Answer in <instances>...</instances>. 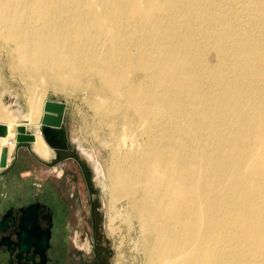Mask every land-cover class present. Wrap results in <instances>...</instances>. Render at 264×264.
I'll use <instances>...</instances> for the list:
<instances>
[{
  "label": "bare ground",
  "instance_id": "1",
  "mask_svg": "<svg viewBox=\"0 0 264 264\" xmlns=\"http://www.w3.org/2000/svg\"><path fill=\"white\" fill-rule=\"evenodd\" d=\"M0 48L29 82L27 111L0 99V171L18 127L52 156L41 83L86 91L112 234L136 220L145 264H264V0H0Z\"/></svg>",
  "mask_w": 264,
  "mask_h": 264
},
{
  "label": "flooded vegetation",
  "instance_id": "2",
  "mask_svg": "<svg viewBox=\"0 0 264 264\" xmlns=\"http://www.w3.org/2000/svg\"><path fill=\"white\" fill-rule=\"evenodd\" d=\"M76 148L67 140L50 148L48 160L38 156L48 172L43 182L31 178L27 198L21 197L17 162L11 164L15 150L8 168L0 172V221L3 217L16 220L20 209L37 205L28 220L34 247L20 259L25 264H110L101 191L93 168L78 158ZM8 226L9 242H13L17 226ZM13 251L10 247L9 254L0 256V264H18Z\"/></svg>",
  "mask_w": 264,
  "mask_h": 264
},
{
  "label": "rangeland",
  "instance_id": "3",
  "mask_svg": "<svg viewBox=\"0 0 264 264\" xmlns=\"http://www.w3.org/2000/svg\"><path fill=\"white\" fill-rule=\"evenodd\" d=\"M10 63L11 57L4 49L0 48V99L3 103H6L8 101L7 93L11 92L18 96L17 102L24 111H27L29 82H25L16 74L11 69ZM55 89L49 83H41V86L38 87V90L42 91L41 98L65 104L63 126L65 127L66 138L71 145L75 148L77 147L78 158L84 161L91 170L93 168L95 184L99 186L101 191L100 198L104 212L103 232L105 237H107L104 240L110 246V264H145L142 240L145 239L144 241L148 242V236L141 231L136 220L132 219L133 222L132 220L130 221V228L124 223L116 221L115 226L118 229L113 234L108 228L111 212L108 208L107 163L110 151L107 145L110 143V138L108 129L105 126L97 125L98 118L94 117L92 109L86 104L90 93L86 91H79V94L78 92L67 93L66 91L62 92V90ZM68 94L72 95L69 96ZM94 137L98 138L95 139ZM140 142L138 143L141 144L142 142ZM126 206V201H122L117 204L116 208L123 213L125 211L124 208H127Z\"/></svg>",
  "mask_w": 264,
  "mask_h": 264
},
{
  "label": "water",
  "instance_id": "4",
  "mask_svg": "<svg viewBox=\"0 0 264 264\" xmlns=\"http://www.w3.org/2000/svg\"><path fill=\"white\" fill-rule=\"evenodd\" d=\"M65 111V104L54 100H48L44 105V115L41 118L39 132L45 144L51 149L56 147L60 143H66L67 138L64 132L63 126V115ZM17 149L26 147L31 148L33 137L25 133L23 127L17 128ZM8 167L3 168V170ZM2 170V171H3ZM1 171V172H2ZM37 208V205H29L26 208L20 209V214L16 220L7 219L3 217L0 221V256L9 254L10 247H13V252H16V256L19 259L18 264H25L20 261L22 256L31 252L34 247L30 239L29 227V216ZM15 224L17 226L13 233L15 239L13 242H9V226L8 224Z\"/></svg>",
  "mask_w": 264,
  "mask_h": 264
},
{
  "label": "crops",
  "instance_id": "5",
  "mask_svg": "<svg viewBox=\"0 0 264 264\" xmlns=\"http://www.w3.org/2000/svg\"><path fill=\"white\" fill-rule=\"evenodd\" d=\"M63 129L65 130V127ZM37 158L40 159L33 153L32 148L22 147L15 151L14 159L11 162V164L17 162V173L21 179V197L23 198H27L31 192L32 177L39 182L46 179L47 168Z\"/></svg>",
  "mask_w": 264,
  "mask_h": 264
}]
</instances>
